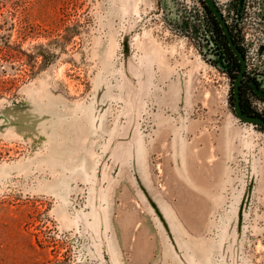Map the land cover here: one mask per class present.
<instances>
[{"label":"rangeland","instance_id":"rangeland-1","mask_svg":"<svg viewBox=\"0 0 264 264\" xmlns=\"http://www.w3.org/2000/svg\"><path fill=\"white\" fill-rule=\"evenodd\" d=\"M218 5L264 74V0ZM234 74L203 0H0V264H264Z\"/></svg>","mask_w":264,"mask_h":264},{"label":"water","instance_id":"water-1","mask_svg":"<svg viewBox=\"0 0 264 264\" xmlns=\"http://www.w3.org/2000/svg\"><path fill=\"white\" fill-rule=\"evenodd\" d=\"M208 7L212 10L214 15L216 16L218 22L220 23L221 28L224 31V34L226 35L229 45L231 49L234 51L235 55L238 57L239 62H240V70L238 72V75L236 79L234 80V108H235V113L236 115L244 122H249L254 125H259L264 128V118L261 116L257 115H251L248 114L244 111L243 108V103H242V84H243V79L245 76V72L247 70V61L246 57L244 55V52L242 49L238 46V44L235 42V39L230 31V28L227 24V21L225 17L223 16V13L216 2V0H204ZM256 91L258 94L264 97V92L261 91L260 89L256 88Z\"/></svg>","mask_w":264,"mask_h":264},{"label":"trees","instance_id":"trees-1","mask_svg":"<svg viewBox=\"0 0 264 264\" xmlns=\"http://www.w3.org/2000/svg\"><path fill=\"white\" fill-rule=\"evenodd\" d=\"M204 1V0H203ZM205 6L207 7L209 13L212 15V18L215 21V24L217 26V31L220 34V41H221V45H222V49H223V58L225 61H227L230 66L232 67V69L234 70V76L232 75L233 79H236L239 69H240V63L238 60V57L235 55L234 51L231 49L230 45H229V41L226 37V35L224 34L223 29L220 26V23L218 22L216 16L214 15V13L212 12V10L208 7V5L205 2ZM235 42L238 44V41L235 38ZM238 46L240 47V45L238 44ZM247 84L242 85V88L245 89V91L242 89V99H243V108L244 111L248 114H255L253 111H251L250 109H248L247 107H245L244 101H245V94H246V89H247ZM262 130H264L263 127H260Z\"/></svg>","mask_w":264,"mask_h":264},{"label":"built area","instance_id":"built-area-1","mask_svg":"<svg viewBox=\"0 0 264 264\" xmlns=\"http://www.w3.org/2000/svg\"><path fill=\"white\" fill-rule=\"evenodd\" d=\"M224 17L227 21V24L229 25L230 29L232 30L233 34H235V30L234 27H237L240 23L238 22V19H236L237 22H235V24H232L230 18L225 15V13L223 12ZM244 81L246 83H248V85L251 87V89L253 90L254 94H257L255 91V88L258 87L261 91H264V74L263 73H259L256 72V68L252 67L248 60H247V72H246V76L244 78ZM258 95V94H257Z\"/></svg>","mask_w":264,"mask_h":264},{"label":"crops","instance_id":"crops-1","mask_svg":"<svg viewBox=\"0 0 264 264\" xmlns=\"http://www.w3.org/2000/svg\"><path fill=\"white\" fill-rule=\"evenodd\" d=\"M222 1H225V0H216V2L217 3H219V2H222ZM136 159H131V162H129V165H128V167H130V168H134V167H137V163H136V161H135ZM168 243V242H167ZM194 260V259H193ZM188 261L185 259H183V261H182V263H187ZM193 263L194 264H199V262L195 259L194 261H193Z\"/></svg>","mask_w":264,"mask_h":264},{"label":"flooded vegetation","instance_id":"flooded-vegetation-1","mask_svg":"<svg viewBox=\"0 0 264 264\" xmlns=\"http://www.w3.org/2000/svg\"><path fill=\"white\" fill-rule=\"evenodd\" d=\"M223 13V12H222ZM223 16H224V14H223ZM229 26V25H228ZM230 28V27H229ZM230 31H231V33H232V30L230 29ZM232 35H233V33H232ZM234 37V36H233ZM235 39V38H234ZM241 48V47H240ZM242 49V48H241ZM243 51V50H242ZM244 52V51H243ZM244 55H245V53H244ZM246 57V56H245ZM239 60V59H238ZM246 61H247V59H246ZM240 63V62H239ZM240 70V69H239ZM246 72H247V70H246ZM246 72H245V76H246ZM245 76H244V78H245ZM243 83L244 84H247V88H249L250 86L248 85V83H246L245 81H244V79H243ZM243 85V84H242ZM256 88H258V87H256ZM256 88H255V90H256ZM244 91H245V89L244 88H242ZM259 89V88H258ZM264 92V91H263ZM263 97V96H262ZM242 102H243V99H242ZM244 104H245V101H244ZM245 107H246V105H245ZM258 116V115H257ZM264 118V117H263ZM257 126H259V125H257ZM261 127V126H260Z\"/></svg>","mask_w":264,"mask_h":264}]
</instances>
